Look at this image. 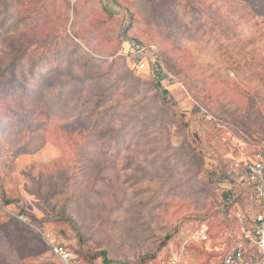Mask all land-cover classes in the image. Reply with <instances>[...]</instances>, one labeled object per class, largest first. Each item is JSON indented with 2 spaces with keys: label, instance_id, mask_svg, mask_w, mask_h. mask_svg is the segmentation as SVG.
Here are the masks:
<instances>
[{
  "label": "rangeland",
  "instance_id": "obj_1",
  "mask_svg": "<svg viewBox=\"0 0 264 264\" xmlns=\"http://www.w3.org/2000/svg\"><path fill=\"white\" fill-rule=\"evenodd\" d=\"M262 144L264 0H0V264H215Z\"/></svg>",
  "mask_w": 264,
  "mask_h": 264
},
{
  "label": "built area",
  "instance_id": "obj_2",
  "mask_svg": "<svg viewBox=\"0 0 264 264\" xmlns=\"http://www.w3.org/2000/svg\"><path fill=\"white\" fill-rule=\"evenodd\" d=\"M143 66L141 64L140 69ZM231 177L248 189L250 200L243 213L237 215L236 243L218 264H264V144L255 156L245 160L241 166H235ZM54 253L70 260L61 247H54ZM160 264H175V261Z\"/></svg>",
  "mask_w": 264,
  "mask_h": 264
},
{
  "label": "trees",
  "instance_id": "obj_3",
  "mask_svg": "<svg viewBox=\"0 0 264 264\" xmlns=\"http://www.w3.org/2000/svg\"><path fill=\"white\" fill-rule=\"evenodd\" d=\"M182 127H185V125H183ZM222 175L223 176L220 177V180H219L220 182L230 183L232 181L229 179V176H226L224 174H222ZM231 190H232V188L228 189L229 193L225 196V200L222 203V207L225 209V211H229L230 207H232L233 205H237V203H239L240 199H241V201H243L245 199L250 200V195L246 194L247 198L245 196L239 197L238 195L232 194ZM239 195H241V194H239ZM13 202H14L13 200L5 199L2 203L4 206H9V204H11ZM245 205L240 207L241 213H243ZM22 214L25 218L30 219L31 223H33L34 225H36L39 228L43 224V221L38 220L33 214H31L26 209H24V211H22ZM49 220L54 222V223H62L64 225H67V227L71 229V232L74 234V236L76 235V237H78V240H80L79 237H81V235H79L77 223L75 222V220L73 218H71L67 215H64V214H57V215H53ZM171 237L172 236L170 234L165 236L162 243L160 244V247H163L166 244V242H168L171 239ZM80 246H82L81 243H80ZM65 252H66V250H65ZM78 252H79V254H82L81 250H79ZM155 253L156 252H154L152 254L150 253L148 255L141 257L136 264H148L149 262H151L155 259ZM84 255L90 263H92V261L96 258H102L103 264H129V263H124V262H119V261L115 262V261L109 260L107 258L106 252H104V251L98 252V253H93V254H90L88 252H84ZM69 257H70V255H69ZM74 263L77 264L75 261H74Z\"/></svg>",
  "mask_w": 264,
  "mask_h": 264
},
{
  "label": "crops",
  "instance_id": "obj_4",
  "mask_svg": "<svg viewBox=\"0 0 264 264\" xmlns=\"http://www.w3.org/2000/svg\"><path fill=\"white\" fill-rule=\"evenodd\" d=\"M248 159H250V158H247V159H245V160H248ZM245 160H241V161H239L238 163H234L233 165H232V167H231V172H230V179L233 181V182H235V183H237L236 181H234V179H232V177H231V175H232V172H233V168L235 167V166H241L242 164H243V162L245 161ZM237 185H239L238 183H237ZM231 186H234V185H231ZM240 186V185H239ZM242 187H244L245 188V191H246V193H245V195L246 194H248V195H250L249 194V191H247L248 189L245 187V186H242ZM229 188H231V187H229ZM228 188V189H229ZM227 189V190H228ZM225 200V199H224ZM249 202V200L248 199H245L244 200V203L246 204L245 205V207L247 206V203ZM232 207H234V205L232 206ZM236 207V206H235ZM230 210V209H229ZM241 213V209L240 208H238V210H237V212H236V214H235V220H236V227H235V234H234V240H233V244L230 246V248L228 249V250H230L234 245H235V243H236V234H237V215H239ZM201 237H205V239L204 240H202L201 239ZM192 239L195 241V243H204L205 245L208 243V241H209V237H208V235H207V231L205 230V229H201V230H198V231H196L194 234H193V236H192ZM227 250V251H228ZM227 251H225V253L227 252ZM225 253H223V255L225 254ZM188 255H189V253H188ZM223 255L219 258V261L221 260V258L223 257ZM170 261H175V264H204V263H194V261L192 262L191 260H190V258L188 257V256H186L185 255V251H184V249H181V250H179L178 252H175V254L174 253H166V254H164V255H162V256H157L153 261H151V262H149L148 264H160L161 262H165V263H167V262H170ZM219 261L217 262V263H215V264H218L219 263Z\"/></svg>",
  "mask_w": 264,
  "mask_h": 264
}]
</instances>
